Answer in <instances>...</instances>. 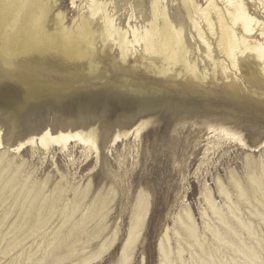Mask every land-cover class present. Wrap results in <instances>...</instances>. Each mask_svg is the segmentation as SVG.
<instances>
[{
    "label": "rangeland",
    "instance_id": "obj_1",
    "mask_svg": "<svg viewBox=\"0 0 264 264\" xmlns=\"http://www.w3.org/2000/svg\"><path fill=\"white\" fill-rule=\"evenodd\" d=\"M246 2L264 21L258 0ZM56 13L71 24L79 8L58 0ZM0 14V264H24L29 256L36 264L47 248L58 264H121L144 194L149 215L129 264H162L166 233L175 264H264V77L257 70L245 64L240 80L162 77L139 60L121 62L101 43L92 57L51 60L33 54L26 28L11 29L13 16ZM55 20L54 14L50 31ZM48 130L93 137L99 154L80 144L10 151ZM28 195L37 197L32 222L40 207L44 216L48 203L56 210L12 248ZM76 203L79 210L65 221ZM183 223L194 227L207 253ZM106 242L113 245L101 254Z\"/></svg>",
    "mask_w": 264,
    "mask_h": 264
},
{
    "label": "bare ground",
    "instance_id": "obj_2",
    "mask_svg": "<svg viewBox=\"0 0 264 264\" xmlns=\"http://www.w3.org/2000/svg\"><path fill=\"white\" fill-rule=\"evenodd\" d=\"M71 1L74 7L79 8V16L71 24H67V16L63 13H56L58 0H0V10L6 15L13 16L11 29L26 28L30 38V48L34 49L33 54L43 58L83 60L89 57L90 53L91 57L96 55V49L101 43L104 49L115 48L121 62L139 60L144 68L157 76L168 77L175 74L178 77L204 82L211 73L214 78L222 75L227 80H240L243 71H246L245 64L248 63L254 68L253 70H257L264 77V21L251 13L246 0H204L203 5L199 0H180L176 9L170 8L166 0ZM258 3L264 9V0H258ZM54 14L56 15L55 31H50V21ZM86 47L91 48L90 51ZM202 55L208 61V68L205 67L203 70L200 68V63L205 62L204 58L200 61ZM226 135L231 136V134ZM119 142L121 137L118 136L114 139L113 146ZM71 144H80L99 154L97 142L93 137L79 132L52 134L49 130L10 151L20 152L28 146L46 150L59 147L67 150ZM0 148H4L1 130ZM9 184L7 183V186ZM144 195L137 198L130 234L121 254V264H129L130 256L148 218L149 198L146 195V199ZM241 196H244L243 193ZM25 200L29 204L25 205L22 211L25 215L24 226L18 228L22 235L12 248L26 242L42 230L56 210V202L48 203L47 215L44 216L43 207H40L39 219L32 222L37 197L28 195ZM208 202L214 214L219 216L211 198ZM44 204L46 205L47 201H44ZM104 205L105 202L102 201L101 206ZM78 210L79 204L76 203L72 208L71 216H65V221L71 220L72 215ZM183 224L188 231V237L195 240L207 253L208 247L200 243L194 227L187 223ZM14 231H17V228ZM213 235L216 236L215 232ZM0 238L2 243L6 237L2 235ZM168 244L169 238L166 233L160 242L162 264H175L170 259L171 250ZM112 245L113 242L109 246L107 242L104 243L100 249L101 254L108 251ZM45 255L44 258L37 260L36 264L60 262L54 260V255L52 252L49 253L48 248ZM26 261L24 264L31 261L30 256Z\"/></svg>",
    "mask_w": 264,
    "mask_h": 264
}]
</instances>
